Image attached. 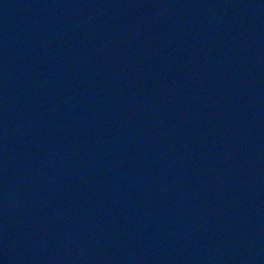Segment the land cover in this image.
Masks as SVG:
<instances>
[{"label": "water", "instance_id": "1", "mask_svg": "<svg viewBox=\"0 0 264 264\" xmlns=\"http://www.w3.org/2000/svg\"><path fill=\"white\" fill-rule=\"evenodd\" d=\"M61 0L53 1L52 3H49L47 0H24L26 3L25 6H21L23 9H25L27 6L28 8H32L33 12L23 13L21 10L16 9H10L9 7L3 9L5 6H1L2 4H6L7 0H0V264H65V259L62 262H59L60 255H62V246L61 244H55L53 241L54 239H61L66 236L67 228L66 224L63 222L60 223L56 230L53 232L48 233V225L50 224V221H53L56 216L55 214H58L59 217L63 216V220L67 219V216H69V213L64 214L62 213V208L58 207L55 211L50 212L46 216V224L38 226L37 222L38 219H29L31 212L35 211H41L39 209V206L35 203V199L38 197L35 196V199L33 195H31V192H38L37 189H35V183L34 181H30L29 184L23 188H21L19 185V182L15 179L17 178L18 174H26V176L31 179L30 173H37L43 180L46 182L45 188H50L49 186H52L55 182L54 181H48L47 176H44V172L40 174L41 168H43V164H48L53 172V175L56 177L61 176L62 181H66V179L69 177V174H75L69 168V166H66V163L69 161L65 159L67 155L71 154L72 149L65 150L66 152L62 151V144L68 146L69 143H76L77 141V134L73 135L74 132H76L77 127H71L70 131L68 129V123H66V120L63 119H73L74 122L79 120V116H84L87 118V115L83 113L81 114L83 110H79L75 113H73L70 110H74L77 108V105L73 104L74 98L81 95L82 102L80 105L81 109L87 110L89 106L91 105L93 108H97L98 111H107L110 114H114V111L116 112V100L118 99V93L114 90V88H111V90H104L106 93L105 95H102L103 93H97L94 91L93 86L88 84L86 86L83 85V83L86 81L85 79L90 78L87 72V69H84V66L86 68H95L96 76L94 78L104 81H115V79H119V83L121 85H118L117 89L122 92L124 91L123 85H126L128 80V70L124 69V65L117 69V67L111 66L112 62L109 61V66L102 67L103 63H100L101 60L99 58L97 59L94 55H91L90 51L87 47L81 46L83 31L92 24L93 28H95V32L99 33L101 32V28L103 26H109V24L112 21H117L119 17L117 16V19H114L110 16V13L106 16H100L99 20L97 22H92L90 20H83L82 22H79L77 18H75V14L77 15L79 11V6H81L78 2L72 0H62V2H58ZM70 2L69 6H71L70 9H68V2ZM93 0H83V4L85 7H89L90 4H92ZM128 2H121V0H118L117 3H114L110 5L114 8V11L118 15H128L131 12L130 8L131 5L137 6L139 4V10L145 9L144 6H140L139 0H127ZM150 2L151 4H158L159 7L161 6H167L168 1L167 0H145ZM214 1V0H212ZM264 1V0H262ZM65 3L66 8H64L63 13H55L51 10L49 11L50 5H57L58 3ZM182 2L181 0L179 3ZM18 3V1L16 2ZM77 3V4H76ZM264 3V2H263ZM262 3V4H263ZM75 4V5H74ZM62 5V4H61ZM60 5V7H61ZM210 7H215V5L211 4ZM96 6V5H95ZM25 7V8H24ZM57 7V6H56ZM144 7V8H142ZM27 8V9H28ZM261 13L264 14V5L261 7ZM70 13V16L67 14ZM132 13V12H131ZM158 13V11H156ZM63 14V15H62ZM73 15V16H71ZM128 16L126 18H128ZM142 18L146 17V20H150L151 24L155 21L156 27L155 30H160L158 28V25H161V23H166V20L163 18V16L160 17V19L157 21L155 20L157 16H141ZM139 16L138 18L141 19ZM163 18V19H162ZM181 18V16H180ZM103 19V25L102 23H99L100 20ZM102 22V21H101ZM149 24V22H147ZM168 23V22H167ZM146 24L143 21V25ZM37 26V27H36ZM167 26L165 25L163 31H166ZM39 27V28H38ZM42 27L44 30H42ZM49 35L51 32L54 35L55 40L53 42L57 43L56 45L59 48V52L53 51L51 52H45L41 49H44V47H40V42L38 39L39 33L47 35L48 30ZM172 29V28H171ZM129 35H131V30H128ZM72 35L77 39V43L74 42L71 44L68 42V44H65L67 41V38H64L66 35L70 36ZM157 39V36H154ZM178 37V36H177ZM27 41V42H26ZM147 42V39H145V43ZM122 43H118V45H114L115 50L121 46ZM257 43L255 44V46ZM262 46L260 48L261 50V57L264 59V42L262 44H258V46ZM119 46V47H118ZM120 49V48H119ZM105 50L107 51L108 48L106 46ZM258 51L259 49L256 48ZM254 50V52H256ZM36 51V52H35ZM123 53H120L118 55L119 57H122L121 59H124L127 61L125 64V67L128 66L129 59H127V52L126 50H122ZM190 52V50H188ZM235 55V53H233ZM135 59V58H133ZM132 59V60H133ZM111 60V59H108ZM52 61V62H51ZM103 62V61H102ZM39 65V66H37ZM52 65V70H49V66ZM97 65L98 67H95ZM78 66L80 67L78 69V73L75 75ZM262 66V67H261ZM260 69L262 68V71H264V60L262 61ZM14 68L12 70L11 74L8 73L5 68ZM70 69V77H62L61 80H66L67 83L71 85L67 87L63 86L59 82H57L56 78L54 79L53 73L55 75L66 72V70ZM100 68V69H99ZM98 69V70H97ZM261 71V72H262ZM69 74V73H68ZM47 76V77H46ZM46 77V78H45ZM138 77V76H137ZM209 77V81L213 80V76L210 75L206 76ZM193 82L197 81L196 85L199 86L202 85L203 88H205V94L200 95L201 97L199 100H201L203 97H208L212 93V89L218 90L214 94V98L220 97V99H217V102L212 105V107L204 106V108L200 107V110L198 111V115L201 117L200 119L203 120V125L206 127L211 126L213 129V137L218 136V134L222 133L226 128L229 126V130L232 132L230 137L228 139H224L223 142H220L218 139H215L214 146L218 149L217 152H221L223 155L222 160L217 162L216 167H221L222 170L224 169V173H219L221 176V185H219V189L223 188L226 189V181L224 177L230 172V164H228L227 155L233 156V149L237 147L240 143L236 146H234V141L239 140L241 142H244L248 144V148L246 151V156L248 157L251 152H258L260 153L261 159H264V141L261 143L259 142H253L251 139L248 138L255 129V126L258 124L260 126H264V122L262 119L260 120L258 118V115L254 117L248 116L247 113L242 114V111L240 112V116H237L238 113L233 112V110L224 111L225 105V99L228 95L227 92L224 91V87L215 86V84L209 85L210 82L205 81L203 85V80L198 78L197 76H192ZM258 79V78H257ZM85 80V81H84ZM88 80V79H87ZM142 81V80H141ZM144 81V79H143ZM173 81V80H172ZM64 82V81H63ZM72 82V84H71ZM123 82V83H122ZM174 82V81H173ZM142 88H146L149 84H147L145 81L143 84L139 82ZM79 85L83 87V91L80 90ZM230 89H233L232 95L236 93L235 87L240 89V95L241 97L235 101L234 107L235 110L242 109L241 105H243L241 102H243V97L246 99H250V102H252L253 107L256 108V113L264 114L263 110V103L264 100H260V98H257L258 95L256 92L252 94L250 92V89L248 87L247 82H235V80L231 81V83L228 84ZM227 85V86H228ZM155 85V90H159L158 87ZM225 86V88H227ZM76 87V89L74 88ZM162 87V86H160ZM261 88H264L262 85ZM75 89V90H73ZM95 93H94V92ZM116 92V93H115ZM62 94V95H61ZM95 94V95H94ZM261 94V93H260ZM123 99L127 103H130L128 101L129 99L126 98L127 95L123 93L121 95ZM234 98H236L235 95H233ZM117 98V99H116ZM138 98H136L137 100ZM120 100V99H119ZM86 101V102H85ZM139 102V100H138ZM263 102V103H262ZM104 103V104H103ZM106 103V105H105ZM102 104V105H101ZM108 104V105H107ZM111 105V108L109 110L107 109V106ZM252 105L250 106L252 108ZM103 106V108H102ZM130 112H134L138 108L134 105L130 104L127 105ZM232 106V104H231ZM261 107V108H260ZM5 109V110H3ZM105 111V112H106ZM224 111V113L222 112ZM228 114H232L234 116H228ZM223 114V115H221ZM66 118H65V116ZM91 116V115H90ZM131 116L130 118H132ZM236 117V118H234ZM232 118H234V121H238L236 124V128H233L231 126H234L232 124ZM134 119V118H133ZM232 119V120H231ZM244 119H247V121H244ZM69 120V119H68ZM145 120V118H144ZM70 121V120H69ZM243 121V122H242ZM59 122L62 123L61 131L55 132L54 130L51 132V127L54 126V123ZM107 121L104 120V124ZM143 122V121H140ZM260 122V123H259ZM168 124V123H167ZM139 125H142L140 123H137L136 125H133V132L137 134L139 131ZM220 125H226L220 126ZM147 126V125H146ZM148 126H151L148 125ZM118 126L115 125L114 128V135H113V142L114 144L118 145L120 141H123L126 146L135 148L137 146V143L133 140H129V138H126V135H124L122 138L120 135L117 134L118 132ZM98 128V127H97ZM196 131L200 130V127L197 126ZM65 130V131H64ZM69 130V132H68ZM97 130V129H96ZM264 129L262 128V131ZM108 133L111 134L110 130ZM162 133V132H161ZM236 133H241L240 136H237ZM199 135V134H198ZM223 136L225 134H222ZM62 136V138H61ZM203 136V135H202ZM17 138V139H15ZM61 138V139H60ZM125 138V139H124ZM231 138V139H230ZM248 138V139H247ZM79 139V138H78ZM170 139L173 141L176 140V137H171ZM65 141V142H64ZM256 141V140H255ZM98 140L95 138V136L88 138V143L84 146L87 148V150L91 151V149L101 148L106 152H108L107 156L109 155L110 160L113 159V157H117L118 160H115L109 164H105V159L103 162H99V169H92L91 172H94L95 170H98L102 173L103 177L100 179H93L92 181H89L88 174H84L85 177L80 175L78 173V182H80L77 187H71L70 191L71 193L64 196H57L56 200L58 199L59 202L63 201H72L74 198L71 196V194H76L78 190H80L81 195L79 194L76 196V203H74L75 207L72 206V203L69 202V205H66L65 208H72L76 212H79L81 214V217L84 219H77V222L73 223L68 230L71 232L69 235V239L71 240L74 236L73 232H76L75 230L77 227L83 225L82 223H88L91 221L86 219V215L89 214V211L93 209L92 206H96L99 201H104L106 206H108L109 202H112V197L116 196V199L114 201L115 205H111L109 208L110 211H106L104 213L103 217H100L98 219H93L94 221H91L93 225H97L99 227L98 230L103 231L104 227L109 228L110 226L113 227H121L119 221H123L124 223H128L129 220H127V217L124 216L122 213L119 215V213H116L120 210V206L125 201H131L132 197L134 199L138 200L139 202H142L143 206H145V202L149 204V198L146 196V198H143L142 196H139L135 194L133 190L135 187L134 185L137 182L136 174H133L132 172H127L125 169H121L116 173V168L119 167L125 160L123 158L124 150L125 149H117L119 151H114L115 155L109 152L108 148L111 146L112 143H106L102 146L97 143ZM38 143H42L38 144ZM85 143V142H84ZM263 143V144H262ZM38 146L37 148L35 146ZM52 145V147L50 146ZM105 145V146H104ZM242 145V144H241ZM245 146H243L244 148ZM150 150V149H148ZM135 151V149H134ZM113 152V151H112ZM113 152V153H114ZM146 156H151L150 151L145 153ZM142 150H136L132 157H134L135 161L138 163L146 162L147 159H145L143 156L145 155ZM101 155V153H100ZM106 156V157H107ZM105 157V158H106ZM66 161V162H65ZM65 163V165H64ZM129 164L125 168L128 167ZM264 165V162L260 163V166ZM256 166V165H255ZM215 170V169H214ZM13 171L16 173V176L10 177L9 173ZM19 172V173H18ZM97 172V171H96ZM255 172V170H254ZM14 173V174H15ZM99 173V174H101ZM216 174V170H215ZM101 175V176H102ZM230 175L233 176L232 172H230ZM36 175H33L32 178H34ZM218 177V175H217ZM112 178V179H111ZM235 177L234 180H236ZM88 179V180H87ZM115 179V185L113 187H110L108 185V182L110 180ZM126 179H129L130 182H128ZM62 181H59V185ZM114 184V183H113ZM260 185L263 186L264 184V177L263 180H261ZM222 185H225L222 186ZM81 186L85 189L88 187L89 190H94L90 194L92 195V200L88 201V193L87 191L81 189ZM214 188V187H212ZM102 189V190H101ZM130 189V190H129ZM36 190V191H35ZM215 192V191H214ZM39 193V192H38ZM228 193V191H227ZM98 194V195H97ZM146 194V193H145ZM189 198L191 199V203L189 204V207L191 209H198L196 208V204L194 201L195 199V192H190ZM218 194V193H217ZM164 195V194H163ZM54 195L48 196V199L53 198ZM71 196V197H69ZM55 197V196H54ZM100 197L101 200L98 199ZM45 198V197H44ZM86 199V200H85ZM166 199V197H165ZM84 200L86 203H84ZM49 202V200H47ZM204 201V200H203ZM12 202V204H11ZM25 203L26 206L20 205V203ZM202 202V201H201ZM226 202H228V199H226ZM225 201H222L221 207H225L226 205ZM14 203V204H13ZM219 203V204H220ZM11 204V205H10ZM48 203H44V207L47 206ZM218 204V203H216ZM218 204V205H219ZM58 204V201L56 203ZM215 204H213L212 199L208 200L207 202H202L199 207H201L203 210L206 207H210L211 210L215 209ZM31 206V208L29 207ZM71 209V210H72ZM79 209V211H78ZM108 209V210H109ZM144 209V208H143ZM264 209V208H263ZM61 210V211H59ZM125 213H128L126 210H124ZM58 212V213H57ZM31 213V214H30ZM101 213V212H100ZM100 213H98L100 215ZM176 213V211H175ZM5 214H8L5 216ZM102 215V213H101ZM226 215L223 213L220 215L221 218H217L216 221L218 223H221L222 226L217 229V231H213V237L211 238V249H217L221 252V256L223 255V252L225 254L226 248L230 247L232 248L234 246L233 239L236 237L240 241H242L243 235L240 233L241 230H244L245 225L244 221L245 218H239V220H236L234 222V225L236 227L237 232L234 233L233 227L229 225V221L226 217L223 216ZM3 216H5L3 218ZM124 216V217H123ZM35 217V216H34ZM33 217V218H34ZM16 218L20 219V229L15 228L14 220ZM36 218V217H35ZM50 220V221H49ZM57 220L63 221L62 217L58 218ZM222 220V221H221ZM76 221V220H75ZM234 221V220H232ZM32 223H35L36 228L31 227ZM59 223V222H58ZM237 226H236V224ZM233 225V226H234ZM11 227V228H8ZM240 227V228H239ZM232 228L231 232H228V229ZM34 232L30 233V235H27V232ZM47 232V233H46ZM217 232V233H215ZM198 233V232H197ZM17 235V236H16ZM95 235H99L98 232H95ZM16 236V237H15ZM95 238V237H94ZM226 238H229L227 241ZM11 240V241H10ZM117 241V240H116ZM7 243H9V247H7ZM146 245L141 251L139 255L140 257L148 256L149 259H151L153 256L156 255V253H153L152 246L155 245L156 239L155 238H149L144 241H142ZM149 244V245H147ZM4 245H6L4 247ZM118 245V244H117ZM148 246V247H147ZM55 247V249H54ZM146 248L149 250V253L147 254L144 250ZM118 247L115 245V249L113 247L115 256L119 258L117 250ZM172 248L170 247V250L166 248V251L171 253ZM51 250V251H50ZM155 250V249H154ZM145 253H144V252ZM61 252V253H59ZM200 252L203 251H193L191 253V256L196 258V256H202ZM59 253V254H58ZM152 253V254H151ZM204 253V252H203ZM106 253V256H109ZM137 254L131 255L130 259L136 258ZM190 256V255H188ZM127 254L125 255L123 253V257H121V261L127 262ZM239 257V256H238ZM259 257V261H262V256H256ZM254 256L253 258L256 259ZM127 258V259H126ZM78 260V258H75ZM117 259V258H116ZM120 261V262H121ZM75 264H90V262H84V260L76 261ZM118 263V262H117ZM114 263V264H117ZM222 264H237L232 257L229 261L221 262ZM220 263V264H221ZM191 264H194V259L192 260Z\"/></svg>", "mask_w": 264, "mask_h": 264}]
</instances>
